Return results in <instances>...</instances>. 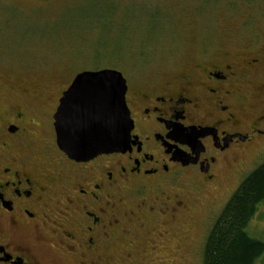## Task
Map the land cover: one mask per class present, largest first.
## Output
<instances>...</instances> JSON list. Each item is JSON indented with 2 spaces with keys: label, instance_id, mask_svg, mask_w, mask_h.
<instances>
[{
  "label": "flooded vegetation",
  "instance_id": "1",
  "mask_svg": "<svg viewBox=\"0 0 264 264\" xmlns=\"http://www.w3.org/2000/svg\"><path fill=\"white\" fill-rule=\"evenodd\" d=\"M237 59L202 58L175 80L122 76L129 146L86 162L59 150L54 127L63 94L80 73L67 77L47 111H0V264H110L121 219L186 212L184 202L169 198L156 208L158 198L151 205L145 193L182 177L211 186L264 141V57ZM116 255L129 262L135 253Z\"/></svg>",
  "mask_w": 264,
  "mask_h": 264
},
{
  "label": "rangeland",
  "instance_id": "2",
  "mask_svg": "<svg viewBox=\"0 0 264 264\" xmlns=\"http://www.w3.org/2000/svg\"><path fill=\"white\" fill-rule=\"evenodd\" d=\"M247 56L264 57V0H0V111L9 105L49 110L71 74L108 69L130 81L137 74L175 80L202 58ZM263 163L259 141L211 186L182 177L145 193L151 205L158 198L156 208L169 198L184 202L187 211L173 219L157 210L121 219L110 264H203L207 236L222 209ZM123 200L134 206L130 195ZM164 232L165 240H157ZM246 233L264 244V206ZM116 251L135 255L127 262ZM256 264H264V255Z\"/></svg>",
  "mask_w": 264,
  "mask_h": 264
},
{
  "label": "water",
  "instance_id": "3",
  "mask_svg": "<svg viewBox=\"0 0 264 264\" xmlns=\"http://www.w3.org/2000/svg\"><path fill=\"white\" fill-rule=\"evenodd\" d=\"M125 92V80L115 70L78 74L54 116L59 150L75 162L124 153L133 130Z\"/></svg>",
  "mask_w": 264,
  "mask_h": 264
},
{
  "label": "trees",
  "instance_id": "4",
  "mask_svg": "<svg viewBox=\"0 0 264 264\" xmlns=\"http://www.w3.org/2000/svg\"><path fill=\"white\" fill-rule=\"evenodd\" d=\"M264 206V163L252 171L232 194L209 232L203 264H256L264 244L248 236L246 228Z\"/></svg>",
  "mask_w": 264,
  "mask_h": 264
}]
</instances>
